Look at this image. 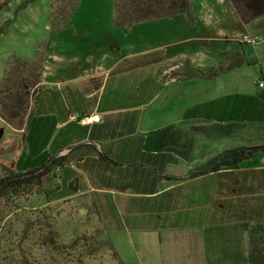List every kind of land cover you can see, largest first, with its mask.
<instances>
[{
	"label": "crops",
	"instance_id": "0c3cea01",
	"mask_svg": "<svg viewBox=\"0 0 264 264\" xmlns=\"http://www.w3.org/2000/svg\"><path fill=\"white\" fill-rule=\"evenodd\" d=\"M235 11L234 7L231 15L220 5H212L208 16L216 17L205 19L206 28L201 35L182 37L165 46L174 47L190 41L217 42L222 45L217 51L199 48L196 52L166 53L161 66L156 63L149 66V76L159 74L164 81L159 89L155 88L151 99L173 86L178 98L175 101L178 114H184L185 119L190 109H199L196 118L186 121H196L198 126L188 130L174 127L175 131L167 132L164 137L151 138L152 142L160 139L164 143L145 145L140 142L157 131H139L137 124L143 104L125 107L126 96L123 90L119 91V79L113 85L114 93L109 95L105 91L106 78L112 70L122 72L123 62L107 73L78 80L66 79L56 82V86L42 88L38 109L52 110L56 118V153L70 154L65 167L56 169V193L64 202L92 193L95 199L101 200L94 203L101 219L105 218L107 230L126 232L136 242L154 240L156 247L160 246L162 257L150 258L157 264H169V260L174 264L175 259L179 264H250L249 229L256 222L264 223V154L260 155L261 160L251 156L237 165L192 176L209 167L210 159L226 149L264 144V90L258 86L259 80L264 79V42H259L257 35L249 31L241 32L239 37L221 35L226 30L220 28L224 19L240 21L234 16L238 14ZM218 19L221 22H216ZM246 36L258 42L248 43L244 40ZM234 41H238L240 47H233ZM259 43L260 48L256 47ZM244 45H254L262 55L260 65H255L258 67L255 68L256 94L239 91L185 103L191 94L183 88L189 84L183 86L182 83L188 80L200 79L202 85L214 83L215 87L233 88L236 81L240 85L252 68L249 65H253ZM196 56L200 58L199 63L194 61ZM199 69L208 75L187 76ZM210 72L216 74L210 76ZM196 83L198 86L199 81ZM257 95L259 100L254 104L244 98ZM228 97L232 99L222 101ZM216 102L220 104L214 105ZM50 103L53 109L49 108ZM137 111L139 117L135 123L133 118ZM46 114L43 111L37 115ZM81 114L93 116L95 120L75 124L72 117ZM77 144L86 145L71 152L69 148ZM100 149L123 165L102 160ZM25 150L26 146L22 152ZM138 161L144 164L137 165Z\"/></svg>",
	"mask_w": 264,
	"mask_h": 264
},
{
	"label": "rangeland",
	"instance_id": "374dc122",
	"mask_svg": "<svg viewBox=\"0 0 264 264\" xmlns=\"http://www.w3.org/2000/svg\"><path fill=\"white\" fill-rule=\"evenodd\" d=\"M53 1L57 21L66 18L73 1L76 9L69 27H53L52 0H0V84L10 86L8 76L12 81L25 77L41 80L39 87H35L36 91L31 93L27 112L21 121L10 124L0 116V177L6 174L5 170H9L4 168L2 162H10L18 167L26 159L21 157L26 146L25 123L35 106L36 92L43 95L42 88L56 86V82L66 79L78 80L107 73L117 68L118 63L122 64L120 62H123V71L117 73L112 70L105 80L104 89L108 94L114 93L113 85L119 79V91L123 90L125 94L138 90L147 92V101L143 103L142 116L137 124L141 133L173 126L188 130L199 125L196 121H182L184 114L177 113L175 87H167L163 93L151 99L155 88L159 89L164 81L159 74L156 77L149 76L148 69L153 63L161 66L166 53L196 52L199 48L217 51L222 46L217 42L190 41L179 46H165L182 37L201 35L206 28L205 19L216 17L208 16L212 5H220L233 15L234 7L230 0H192L196 15L194 23L184 14L143 21L128 28L115 25L114 0ZM234 16L240 18L238 14ZM216 22L221 21L218 19ZM220 28L226 29L221 33L225 37H239L241 32L249 31L257 35L259 42H264V16L248 24L241 18L240 21L224 19ZM233 44V47H240L238 41ZM244 46L253 65H249L252 68L240 85L236 81L233 88L215 87L214 83L202 85L200 79L188 80L182 83L183 86L189 84L183 88L191 94L185 103L239 91L256 94L255 68L258 67L255 65H260L259 59L262 57L256 47L260 48V43L256 47ZM38 54L41 59L31 64L21 62L34 61ZM199 59L196 56L195 63H199ZM39 61H43V64ZM197 81L198 86H195ZM38 88H41L40 91H37ZM236 143L239 144L238 141ZM260 155L252 158L261 160ZM18 160L21 161L19 165ZM51 190L56 191L55 175L47 179L43 189L35 187L31 193H24L0 204V264H157L150 258L162 257V250L159 245L156 247L154 240L136 242L126 232L107 230L105 218L101 219L102 215L95 206L101 200L95 199L92 193L74 196L64 202L60 197L56 198V194L51 195ZM50 222L55 223L62 244H68L84 234L92 235L93 243L89 247L81 240L74 249H55L45 244L42 236L45 225ZM243 240L246 247L245 235ZM179 263V260H174V264Z\"/></svg>",
	"mask_w": 264,
	"mask_h": 264
},
{
	"label": "trees",
	"instance_id": "16d2710c",
	"mask_svg": "<svg viewBox=\"0 0 264 264\" xmlns=\"http://www.w3.org/2000/svg\"><path fill=\"white\" fill-rule=\"evenodd\" d=\"M115 1V13L113 21L116 26L128 28L136 23L148 21L152 19H158L163 17L174 16L177 14H186L190 21L195 22L196 16L194 13V8L192 0H114ZM234 5L237 13L245 24H248L252 20L264 16V0H230ZM54 5L55 1L52 0V13L51 20L53 27L56 29H62L69 27L73 20L72 16L76 9L73 6L71 11L66 15V18L57 21L54 16ZM36 60L34 61H21L23 64H31L38 59H41L38 54ZM19 61V60H18ZM42 63L43 61H39ZM32 73V70H31ZM216 74L210 72V76ZM196 75L207 76L208 73L202 69H199L195 73H188L187 76L194 77ZM8 76V81L11 83L10 86L5 83L0 84V116L6 119L8 123L15 124L16 121H21L25 116L32 91H36L35 87L41 81L39 79L33 80L31 77L18 78V80H10ZM36 85V86H34ZM39 87V86H38ZM38 88L37 91H40ZM139 92L140 99L137 100V95ZM131 91L125 94V107H134L142 105L147 101V92L141 91ZM133 93V94H131ZM112 94V93H111ZM110 95V94H109ZM153 96V95H152ZM51 100V97H47ZM248 102L254 104L259 100V96L256 97H244ZM42 99V93L37 94L35 99V106L33 110L28 114L26 120V130H25V141L26 150L23 151L21 157H26L22 160L23 163L20 164L18 160L17 164L22 166H15L10 162H2L4 164L6 174L0 177V204L2 202H9L15 197H18L24 193H31L34 191L35 187L43 189L47 179L51 178V175L56 176L57 168H64L68 162L70 154L59 155L56 153V118L51 114L52 110H42L38 109L40 101ZM232 99L228 97L223 99V102H228L227 100ZM219 105V102L214 103V105ZM211 106V104H210ZM49 108H54V105L50 103ZM45 111L46 116H38L37 114ZM198 107L190 109L187 112L186 118L183 122L189 121L196 118L198 114ZM86 116L85 114L77 115L78 118L72 119L75 124H81L80 119ZM139 117V111L134 114L133 122L137 123ZM80 118V119H79ZM134 123V126H135ZM174 126L169 127L165 130H159L151 136L142 138L140 142L142 144L148 145L151 143H164L160 139L151 141V138L164 137L167 132H174ZM86 144H77L69 148L71 152L82 148ZM50 146V147H48ZM95 148H98L95 145ZM70 152V153H71ZM99 156L102 160L109 161L114 165H123L122 162L118 161L114 157H110L107 151L100 149ZM264 154V144L253 145V146H240L232 149H226L225 151L216 154L210 159L209 167L196 171L192 173V176H198L207 174L213 171H217L220 168L227 166L237 165L240 161L249 158L251 156ZM144 164V162L138 161L136 163ZM149 165V164H148ZM155 171L163 174L156 167L149 165ZM168 176V175H166ZM73 189V182L70 184ZM55 190H51V195L56 194V198L59 197ZM49 193H46L47 195ZM49 194V196H51ZM55 223L50 222L45 225V231L42 232L44 237V243L51 245L55 249L65 248L74 249L81 240L83 243L90 245L93 243L92 235L84 234L73 239L68 244H62L59 240V232L55 229ZM54 227V228H53ZM250 246L248 253V262L250 264H264V223L256 222L250 229ZM86 241V242H85ZM88 247V248H89Z\"/></svg>",
	"mask_w": 264,
	"mask_h": 264
},
{
	"label": "built area",
	"instance_id": "2783aa9c",
	"mask_svg": "<svg viewBox=\"0 0 264 264\" xmlns=\"http://www.w3.org/2000/svg\"><path fill=\"white\" fill-rule=\"evenodd\" d=\"M244 40H245L246 42H248V43H252V44H256V43L258 42L256 38H253V37H251V36H246V37L244 38ZM258 86H259L261 89L264 90V79L259 80V82H258ZM72 118H73V119H76V118H78V117H77V116H73ZM79 119H80V118H79ZM98 119H99V118H97V120H98ZM93 120H95V117H93V116H86V117L81 118V119H80V122H81V123H88V122H92Z\"/></svg>",
	"mask_w": 264,
	"mask_h": 264
},
{
	"label": "water",
	"instance_id": "95a60500",
	"mask_svg": "<svg viewBox=\"0 0 264 264\" xmlns=\"http://www.w3.org/2000/svg\"><path fill=\"white\" fill-rule=\"evenodd\" d=\"M87 141H89V140H87ZM89 142H92V141H89ZM92 143H95V142H92ZM96 144V143H95ZM97 145V144H96ZM57 156H59V155H57Z\"/></svg>",
	"mask_w": 264,
	"mask_h": 264
}]
</instances>
